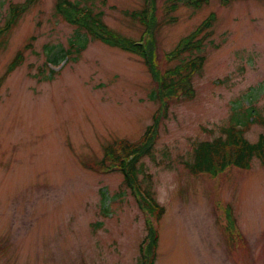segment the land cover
<instances>
[{"label":"rangeland","instance_id":"1","mask_svg":"<svg viewBox=\"0 0 264 264\" xmlns=\"http://www.w3.org/2000/svg\"><path fill=\"white\" fill-rule=\"evenodd\" d=\"M22 1L0 0V27L9 4ZM55 1L36 0L0 35V76L23 52L0 87V264H140L147 222L158 232L153 264H264V165L253 158L249 169L216 175L183 165L194 143L222 125H247L251 142L263 131L248 114L264 115V0L174 10L155 0L160 73L184 57L168 59L177 42L215 16L192 75L194 96L156 100L149 95L157 83L139 55L85 35ZM95 4L110 29L142 38L129 13L143 0ZM77 36H87L85 47L61 58ZM155 118L153 156L141 158L137 177L164 208L158 221L118 169L97 165L106 144L138 140Z\"/></svg>","mask_w":264,"mask_h":264},{"label":"trees","instance_id":"2","mask_svg":"<svg viewBox=\"0 0 264 264\" xmlns=\"http://www.w3.org/2000/svg\"><path fill=\"white\" fill-rule=\"evenodd\" d=\"M36 0H23L22 2L10 3L4 24L0 27V35L10 30L16 24L19 17L29 9ZM99 0H86L88 5L81 6L79 1L73 0H56V11L68 23L76 25L85 31V35H89L95 40L106 43L110 46H116L121 49L130 51L139 55L144 64L150 71L152 78L156 81L158 90L150 93V98L156 100L163 95L170 96L176 92L186 98L194 96L192 87V75L197 72L204 63V56L199 54L204 39L210 34L209 30L213 25L215 16L208 15L190 34L182 37L168 54V59L179 58V62L173 67L166 68L160 73V69L156 66V36L155 32L159 25L156 14L157 6L155 0H143L141 9L133 10L129 13L132 18L139 20L143 25L142 38L132 40L118 32L110 29L102 19V12L97 9L95 2ZM209 0H167L171 2L170 9L174 10L180 4L191 7H201ZM222 4H227L231 0H220ZM84 2V3H85ZM87 36H77L71 40L70 47L66 49L62 56L67 57L73 53L78 54L86 45ZM1 37V36H0ZM1 39V38H0ZM28 43L25 48H29ZM196 51V54L193 53ZM193 53V54H192ZM58 57L54 54L49 56V61L56 62ZM186 58V59H185ZM23 61V52L17 51L13 59L8 64L5 72L0 76V87L6 77L16 66ZM169 102L162 105L161 113L166 114ZM257 122L263 127V131L259 133L256 141L251 142L245 136L244 127L239 126L236 122L222 125L219 127V133L211 139L199 140L194 143L192 156L190 161H183L184 167L191 174L210 173L218 174L227 167H236L240 169H249L251 160L257 158L264 165V115L256 116L248 114V119ZM158 120L145 128L143 135L136 141H129L121 138L114 140L104 146L103 156L97 161L99 169H118L123 174V183L129 188L136 197L141 209L147 211L158 221L164 208L156 200H154L148 192L142 188L138 179V173L143 172L142 157L152 158L154 143L157 138L156 125ZM107 171V170H106ZM230 210V207H228ZM148 230V241L145 245V252L142 253L140 264H153L155 259V250L158 243V232L151 223H146ZM143 244V243H142ZM143 246V245H142Z\"/></svg>","mask_w":264,"mask_h":264}]
</instances>
